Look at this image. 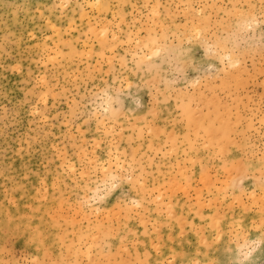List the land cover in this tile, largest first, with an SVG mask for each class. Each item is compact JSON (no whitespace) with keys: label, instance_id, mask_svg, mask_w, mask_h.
Returning <instances> with one entry per match:
<instances>
[{"label":"rangeland","instance_id":"rangeland-1","mask_svg":"<svg viewBox=\"0 0 264 264\" xmlns=\"http://www.w3.org/2000/svg\"><path fill=\"white\" fill-rule=\"evenodd\" d=\"M95 2L0 0V261L7 264L25 254L35 257L38 250L41 259L47 250L50 260L75 261L80 236L82 232L87 235L90 231L98 238L93 241L89 236L81 250L83 264H88V245L92 246L93 264L97 261L131 264L137 258L144 259L145 253L151 264L172 259L173 252L177 253V262L185 255L203 260L204 254L197 256L200 237L192 225L200 227L212 223L207 218L215 215L218 209L225 233L235 215L236 219L245 221L251 239L256 240L260 233L253 227V221H259L260 154L264 152L259 131L260 121L264 118L261 99L264 97V69L261 68L259 48H254L247 56L242 55V66L231 76H221L214 84L205 81L192 93L185 91L182 94L185 104L188 102L185 97L192 99L195 116L191 141L196 142L195 148L184 139L189 128L186 121L181 122L177 97L185 86L183 82L171 84L167 53L154 58L152 68L145 64L139 70L132 52L127 55V68H122L117 60L112 69L107 64V56L113 53H106L102 65L97 63V53L100 51L99 32L112 20L113 11H117L118 16L125 15L128 23L133 19L138 21L137 30L144 25L141 36L144 40L148 36L147 27L151 26L148 18L152 9L139 6L159 4L152 35L159 36L162 45L167 36V47L173 50V56H178L181 45L178 37L185 32L186 20L189 25L195 20L207 28V37L214 41L225 31L220 22L228 19L226 13L233 4L252 3L258 9L260 0H100L104 5H122L119 10L105 9L103 14L89 7ZM133 5L138 7L133 9ZM185 5L193 7L185 8ZM90 24L94 33L86 35ZM124 30H128L127 23ZM255 39L257 42L260 39L259 30ZM183 43L186 48L199 52L193 57L199 61L203 49L197 44L190 45L187 38ZM132 48H136L134 42ZM88 49H92L91 55L87 54ZM80 53H85L83 58ZM118 55H125L124 47L119 49ZM136 55L139 58L145 53L137 51ZM208 59L212 79H215L219 61ZM204 68L207 69L208 64ZM113 71L117 76L122 73L120 79L124 80V111L115 121L120 161L126 166L135 151V166L143 165L147 188L154 190V195L145 197L141 193L144 207L139 213L119 216L120 210L116 209L111 219L109 210L116 204V197H108L98 202L99 219L95 209L91 210L90 224L78 201L88 200L95 184L91 185L92 191L86 190L85 184L77 180L80 171L75 176L70 175L64 165L74 161L79 169L80 158L85 153L90 159L109 160L112 135H107L106 143L94 148L93 142L104 139L106 132L103 122L98 130L95 112L98 107L102 112L103 107L92 93L95 86L103 85L104 81L111 84ZM195 78L193 72L190 83ZM120 79H117V88L121 87ZM150 97L158 98L155 107L149 103ZM74 110L77 114H73ZM84 113L91 114L90 121L89 115ZM249 123H253L252 129H249ZM111 127L109 124L108 129ZM208 127L213 129L211 137L203 130ZM177 136L180 139L173 145L170 137ZM221 150L222 155H218ZM111 151L114 166L117 148L113 146ZM245 172L243 190L239 188V180L233 190L232 178ZM54 180L57 184L53 194ZM254 189L257 193L255 202L250 195ZM242 191L246 193L244 200L249 207L245 210L241 205L233 210L230 205ZM161 194L163 215L151 202ZM132 198L140 197L134 194ZM254 203L257 206H253ZM169 205L175 214L171 220ZM225 215L227 219H224ZM177 217L186 225L182 239V225L176 223ZM144 221H147L146 225ZM153 223L158 231L153 229ZM18 225L22 226L17 231ZM99 225H103V229L96 231ZM38 227L43 237L33 242L32 232L29 230L25 235V229ZM212 235L211 229L208 234L201 233V237L206 236L209 241ZM58 237L64 238L63 247ZM154 241L160 245L159 252ZM226 241L225 236V244L219 248L220 255L224 253ZM232 247L235 248V244ZM211 251L213 255L208 258H217V249L214 247ZM252 259L256 264H264V253L259 246Z\"/></svg>","mask_w":264,"mask_h":264},{"label":"snow or ice","instance_id":"snow-or-ice-1","mask_svg":"<svg viewBox=\"0 0 264 264\" xmlns=\"http://www.w3.org/2000/svg\"><path fill=\"white\" fill-rule=\"evenodd\" d=\"M98 11H103L105 9H121L122 5L119 4H109L104 5L100 3V0H96L95 3L89 5ZM133 9L138 7V5H133ZM142 9L151 8L152 11L149 14V21L151 26L147 27L148 36L146 39L141 40V36L144 33L145 26L141 25L140 29L137 30V24L139 23L135 19H133L130 23L127 22V18L125 15L120 14L118 16L117 11H113L112 20L108 21L104 28L99 32V46L100 51L97 53V63L103 64L106 53H113V55L107 56V64L110 69L114 68L117 60L122 68H127V55L129 52L133 54V60L136 63L137 69H141L147 64L149 68L153 67L154 58H159L160 56L167 53V59L169 60V69L172 74V85H177L181 82L184 84V88L180 89L179 92L181 95L177 97V106L180 114L182 116V121H186L188 124L189 131L185 133L184 139L188 141L193 148L196 147V142L191 141V126L194 121V111L192 109V99H188V102L185 104L183 99L181 98L182 94L187 91L192 93L193 90L200 86L203 82L207 81L210 84H214L220 80L221 76L228 77L237 72L242 66L241 56H247L251 54L252 50L256 47L259 48L262 63L261 68L264 69V0H260L259 8L257 9V5L249 3L247 5L244 4H233L231 6V10L226 13L228 19L221 20V27L225 29L224 32L219 33L216 39L213 41L207 37V28L203 27L201 24L195 22V20L189 25V23L185 22L184 28L185 32L179 34V39L181 40V45L179 47V55L173 56V50H170L167 45V36L164 37L165 43L162 45L159 36L153 37L152 33L155 30V22L158 16V9L161 7L159 4L150 5L144 4L139 6ZM179 7V6H178ZM185 8L193 7L190 5H185ZM135 14V13H134ZM202 15V13H200ZM119 21V22H117ZM127 23V32H125V24ZM259 30L260 39L257 42L255 39V34ZM94 33L93 27L89 26V32L86 35H91ZM111 35V39H108V36ZM125 35L127 39H125ZM175 35V34H174ZM187 38L188 43L197 44L200 48L203 49V56H201L200 60L197 61L193 57L195 55H199V52H194L192 48H186L184 46V39ZM133 42L136 45V48H132ZM95 43V41H94ZM125 48V55L123 57H119L118 51L120 48ZM154 49V51H153ZM137 51L145 53V55L137 58ZM150 53V54H148ZM87 54H92V49L87 50ZM81 58L85 55V53H80ZM219 61V66L217 67L215 73V79H212L211 76V64L209 63V59ZM208 64V68L205 69L204 65ZM159 67V66H156ZM196 74V78L191 81L189 77L192 73ZM204 73L201 75V73ZM112 76L114 77L111 81V84L108 81H104L103 85L95 86V79H93V85L95 86V91L92 93L97 99L100 101V106L103 107V111L97 108L95 112V118L98 123V130L100 127V123L103 122L105 125L106 135L104 139L99 142H93L94 148H98L100 144L107 142V135H112L113 139L111 143H109V160L104 161L101 157H95L94 159H90L89 155L85 153L80 158V168L77 169L74 161H69L64 165L65 169L69 172L70 175L75 176L76 172L80 171V176L77 177V180L83 182L85 184L86 190L92 191L91 185L95 184V189L92 191V195L88 200H80L78 201L80 205V209L84 211L85 215L89 217V223L91 224V210L95 209L97 219L101 215L100 207L98 202L107 200L108 197H116V204L113 205V208L109 210V218L111 219L112 212L116 209H119V216H131L134 212L139 213L140 209L144 207V197H141V193L145 194V197H150L154 195V190H149L147 188V182L145 179L144 168L141 165L137 168L136 165V153L133 151V158L130 163L126 166L120 161V153H119V145L115 142V121L119 118L120 113L124 111V100L122 99L124 93V80L120 79V76L113 71ZM117 79H120L121 87L117 88L116 83ZM129 87H131L129 85ZM262 103H264V97L261 98ZM95 102V101H94ZM134 103H139V101H134ZM149 103L155 107L158 104V98L153 99L149 98ZM77 108L79 105L76 106ZM73 114H77L74 110ZM84 115H89V121L92 116L89 113H84ZM81 119L83 116L81 115ZM111 124V130L108 129V125ZM253 123H249V129H252ZM209 137L213 135L212 127L203 129ZM260 136L261 145L264 147V118L260 121ZM142 134V130H141ZM149 134H151V129H149ZM180 137H170L171 143L175 145L179 141ZM197 139L199 140V133H197ZM219 143V142H218ZM115 146L117 148L115 165L111 163V157L113 153L111 148ZM205 147H208L205 145ZM94 156V152L92 154ZM127 153H125V156ZM218 155H222L218 153ZM260 176H259V221H253V227L260 233L256 240H252L248 229L245 227L244 220H238L233 216L232 223L228 225L227 233L223 230V220L219 216V209L217 213L213 216H209L207 219L212 221V223L201 224L200 227H197L195 224L192 225L193 231L196 233L200 240L197 243V256L204 254V259H190L189 256H183L179 262L175 260L177 253L173 252V258L167 261L160 262L158 264H256V261L252 259L253 254L259 246L261 253H264V152L260 154ZM107 165V167H105ZM137 172L140 174L137 175ZM247 173H243L238 177H233L231 181V185L233 190L237 187V180H239V188L243 190V186L245 183L244 176ZM95 177V180H93ZM57 181H53V194L56 188ZM127 188L128 191L125 192L124 189ZM227 189H225V193ZM117 193H120V196H117ZM135 196L140 198H132ZM244 193L242 191V195L240 197L234 198L233 203L230 207L235 210L237 207L241 205L245 210L248 209L249 203L244 200ZM253 202L256 201L257 193L255 189L250 194ZM163 199V194L161 196H157L155 201H151L155 203L158 208L161 210V215L164 214L163 208L161 206V201ZM111 202L110 200L108 201ZM225 202H227L225 200ZM209 205H211V201H209ZM255 205V203L253 204ZM171 206L169 205L168 217L171 220L174 217V213L170 210ZM150 215V214H149ZM224 219H227L226 215ZM31 223V221L29 222ZM145 225L147 221H144ZM176 223L181 224L182 227L180 229L181 239L184 235V221L177 217ZM22 225L17 226V231ZM11 227V221L8 224V228ZM103 229V225H99L96 231H101ZM153 229L157 230V225L153 223ZM212 230V240L209 241L206 236L201 237V233L208 234L209 230ZM29 230L32 232V241L36 242L38 240H42L43 233L40 228L37 229H25V235L28 234ZM147 233V227L145 228ZM91 236V239L95 241L98 237L92 236L91 231L86 235L82 232L80 236V248L76 250V260L73 261L71 259L64 260H50L48 258V251L45 250V257L43 259L39 256V250L35 257H29L26 254L16 260H9L7 264H83V261L80 259L82 255V249L87 244V240ZM225 236L227 237L226 244L227 246L224 249L223 255L219 254V248L221 245L225 244ZM61 241V246L63 247V237H58ZM241 239H243V243H241ZM5 252H7V244L8 240L5 242ZM121 244H124V240L121 239ZM235 244V248L232 245ZM154 247L157 252H159L160 245L158 242L154 241ZM217 249V258L209 259V256H212L213 253L211 251L212 248ZM91 245H88V264H93L91 258ZM127 250V249H125ZM54 251V249H53ZM0 264H5L4 261H0ZM96 264H103L102 261H97ZM111 264V261L108 262ZM131 264H151V261L147 259V253H145V258L132 261Z\"/></svg>","mask_w":264,"mask_h":264},{"label":"bare ground","instance_id":"bare-ground-1","mask_svg":"<svg viewBox=\"0 0 264 264\" xmlns=\"http://www.w3.org/2000/svg\"><path fill=\"white\" fill-rule=\"evenodd\" d=\"M221 129V128H220ZM219 134V133H218ZM213 139H214V137H213Z\"/></svg>","mask_w":264,"mask_h":264}]
</instances>
